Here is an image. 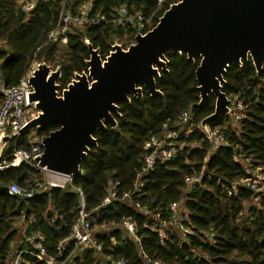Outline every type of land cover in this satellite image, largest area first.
Instances as JSON below:
<instances>
[{"label": "trees", "instance_id": "16d2710c", "mask_svg": "<svg viewBox=\"0 0 264 264\" xmlns=\"http://www.w3.org/2000/svg\"><path fill=\"white\" fill-rule=\"evenodd\" d=\"M24 1L29 0H0V84H17L35 58L53 62L64 51L57 81L62 88L75 73L87 70L90 54L85 40L104 57L114 38L128 36L131 44L138 32L152 28L179 0H166L159 8L155 0H34L28 12L22 9ZM63 4L72 14L88 4L91 20L72 26L65 44L49 43L46 34L55 27ZM122 5L151 18L150 24L139 28L137 23L117 21ZM165 56L166 69L155 78L161 95L151 96L143 89L121 101L116 126L94 131L97 144L82 161V172L72 175L71 184L47 186L30 199L0 193V264H11L13 243L23 229L17 249L24 251L22 264H43L29 253L33 248L25 240L36 232L44 236L46 253L58 256L59 243L69 236L77 217V188L84 195L92 237L100 249L79 248L64 263L264 264V192L245 184L254 179L250 170L264 169V63L257 71L249 58L226 70L222 91L229 105L235 100L240 117L235 125L227 115L207 124L209 129L218 128L224 138L217 145L200 129L201 121L215 108L211 93L200 103L195 76L200 57L188 59L184 52ZM183 112L189 114L185 123L180 121ZM164 125L177 133V153L157 159L139 175L147 153L144 144L152 136L159 137ZM56 128L49 124L35 131V136ZM14 148H29V131L16 144L12 140L6 145L0 163L12 160ZM40 175L27 164H17L0 169V186L15 182L28 187L34 179L42 181ZM192 177L197 180L188 184ZM109 189L116 197L102 205ZM179 216L183 220L175 222ZM127 221L133 224L132 232L125 226ZM105 225L110 226L108 232L94 231ZM177 225L189 232L180 235L172 230ZM68 253L64 250L58 257L63 260Z\"/></svg>", "mask_w": 264, "mask_h": 264}, {"label": "water", "instance_id": "95a60500", "mask_svg": "<svg viewBox=\"0 0 264 264\" xmlns=\"http://www.w3.org/2000/svg\"><path fill=\"white\" fill-rule=\"evenodd\" d=\"M89 51L87 73H75L58 95L60 69L45 63L33 69L29 102L38 110L23 131L58 128L41 137V167L48 172L72 176L97 144L95 130L116 126L118 104L146 90L160 96L155 78L166 69V53L184 52L188 59L200 57L195 70L200 103L211 93L214 112L201 121L229 115V99L222 91L231 64L249 58L259 71L264 63V0H179L145 33H137L127 48L113 44L105 59L85 40ZM4 137L3 141H8ZM7 186H0L6 193Z\"/></svg>", "mask_w": 264, "mask_h": 264}, {"label": "built area", "instance_id": "2783aa9c", "mask_svg": "<svg viewBox=\"0 0 264 264\" xmlns=\"http://www.w3.org/2000/svg\"><path fill=\"white\" fill-rule=\"evenodd\" d=\"M155 1L157 2L159 8L166 0ZM34 5V0L24 1L22 4V9L28 12L34 7ZM88 10V4H83L78 8L75 14H72L69 8H67L66 5L63 4L59 14V19L55 27L49 30L46 34V41L49 43L53 42L58 44H65L68 39V33L72 26H84L85 24L90 22L91 19L87 15ZM118 15L119 17L116 19L117 21L124 23H137L139 28H145L146 25L150 24L151 21V18H143L142 14L139 11L129 12L124 5L118 8ZM100 19H103V17H101ZM109 52L104 57H102V59H105ZM35 67L36 66L30 65L26 74H24L18 81V83L13 86H5L3 84H0V92L2 94V100L0 103V156L3 149L10 141L14 140L16 144L17 140L24 132V127L32 118L37 116L38 110L34 107L33 103L29 102V94L33 89L28 80ZM85 73H87V70L85 71ZM61 92L62 89L60 91L58 90L57 94L61 95ZM238 106L240 107L239 103ZM239 117L240 115L238 116V118ZM188 119L189 114L187 112L181 113V122L185 123L188 121ZM204 134L206 138L210 140L214 139L217 145L224 143V138L218 128H208L207 132L205 131ZM176 136V132L167 130V125H164V130L159 137L152 136L145 142L144 148L147 150V153L143 159L142 168L139 175L143 172L149 171L153 167L157 159L166 160L173 158L176 155L177 149L175 148L174 143V139L176 138ZM4 137H8L9 140L3 141ZM42 150L41 137L29 138V148H14L12 160L10 162L0 163V169L24 163L31 166L36 172H44L52 175L53 179L50 182L48 181L45 187L43 186V182L38 179H34L28 187H20L17 183L11 182L7 185L6 193H8L9 195H17L24 199H30L41 193L47 186L63 187L65 184H71L72 176L50 173L39 165L38 157L41 155ZM81 172L82 170L80 169L79 173ZM253 175L254 179L246 181L245 184L254 190L260 188V186H258L260 183H256V181L264 182V169L262 167H257L254 170ZM196 180L197 179L195 177H192L187 179L186 181L189 184ZM77 191L79 193L80 199L77 217L71 227L69 236L61 240L58 246V256L61 255L62 257V252L64 250H69V253L63 260L61 257L50 256L46 253V249L43 244L44 236L41 233H32L25 238V240L33 248V251L29 253L33 255L38 261H41L43 264H63L79 248L93 247L96 249H100V245L97 244L95 239L92 237L89 213L85 210L84 195L79 188H77ZM115 197V191L113 189H109L107 194L102 199V205L111 203V201ZM123 197H128V194L124 193ZM171 209H176L175 203L171 204ZM182 220V216L175 218V222H180ZM125 226L130 232L134 230L133 224L128 221L125 222ZM22 252L24 251L17 250L15 252L11 264H22L20 256ZM115 264L127 263L119 260L116 261ZM155 264L160 263L155 262Z\"/></svg>", "mask_w": 264, "mask_h": 264}, {"label": "rangeland", "instance_id": "374dc122", "mask_svg": "<svg viewBox=\"0 0 264 264\" xmlns=\"http://www.w3.org/2000/svg\"><path fill=\"white\" fill-rule=\"evenodd\" d=\"M131 41V38H128V36H124L122 37L121 39H118V38H114L113 41H112V45L113 44H119L121 45V47L123 48H127L129 45V42ZM134 42V40L132 41V43ZM111 45V46H112ZM128 45V46H127ZM64 51H61L58 53V56L56 57L55 61L53 62H46V61H43L42 58L38 59V58H35L34 61L31 62V64L33 66H37V64L39 63H45L46 65H48L50 67L51 70H56V69H60V64L61 61L64 60V58L61 60V57L64 55ZM58 81V80H57ZM60 84V83H58ZM234 105V106H233ZM229 109H230V114L227 115V117L229 118V122L232 124V125H235L236 124V121H237V118L238 116L240 115L239 111L237 109H239L238 107H236V103H235V100L232 101V103H230L229 105ZM203 127L201 126L200 129H202ZM206 132L208 130V128H203ZM204 131V132H205ZM29 138H33V137H36L35 136V130L34 129H31L29 130ZM212 143H215L214 139H211ZM178 144V142L176 143ZM6 147V146H5ZM244 164V163H243ZM250 173H254L253 170H250L249 171ZM40 177L42 178V181H44L45 183H47L48 181L50 182L53 178L52 175L50 174H47V173H44V172H40ZM63 181V180H62ZM256 183H260V188L258 189H254V190H261L264 192V182H258L256 181ZM110 229V226L109 225H105V226H101V227H95L94 228V231L96 232H108V230ZM183 229L184 228H180L178 225L177 226H174V228H172V230H176L177 233H179L180 235L182 234L183 232ZM124 230V229H123ZM20 233V232H19ZM124 234L128 236V233L126 231H124ZM99 257V256H98ZM64 264H70V261H67L66 263ZM101 264H104L101 262Z\"/></svg>", "mask_w": 264, "mask_h": 264}, {"label": "crops", "instance_id": "0c3cea01", "mask_svg": "<svg viewBox=\"0 0 264 264\" xmlns=\"http://www.w3.org/2000/svg\"><path fill=\"white\" fill-rule=\"evenodd\" d=\"M32 65V64H31ZM34 65V64H33ZM201 127V126H200ZM206 128V127H205ZM202 131H204V129L202 128L201 129ZM29 131V130H28ZM30 137V136H29ZM24 229L18 234L15 242L13 243V249H12V253L13 255L15 254L16 250L19 249L21 247V244H22V240H23V237H24Z\"/></svg>", "mask_w": 264, "mask_h": 264}, {"label": "bare ground", "instance_id": "6f19581e", "mask_svg": "<svg viewBox=\"0 0 264 264\" xmlns=\"http://www.w3.org/2000/svg\"><path fill=\"white\" fill-rule=\"evenodd\" d=\"M50 173H51V172H50ZM185 230H187V231H185ZM183 231H185V232H189V230H188L187 228H184Z\"/></svg>", "mask_w": 264, "mask_h": 264}, {"label": "flooded vegetation", "instance_id": "af4514ba", "mask_svg": "<svg viewBox=\"0 0 264 264\" xmlns=\"http://www.w3.org/2000/svg\"><path fill=\"white\" fill-rule=\"evenodd\" d=\"M63 88H64V87L60 88V85H59V89H58V90L60 91V90L63 89Z\"/></svg>", "mask_w": 264, "mask_h": 264}]
</instances>
